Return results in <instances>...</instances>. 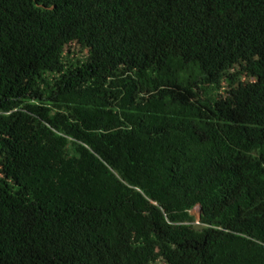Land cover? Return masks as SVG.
I'll return each instance as SVG.
<instances>
[{
	"label": "trees",
	"instance_id": "16d2710c",
	"mask_svg": "<svg viewBox=\"0 0 264 264\" xmlns=\"http://www.w3.org/2000/svg\"><path fill=\"white\" fill-rule=\"evenodd\" d=\"M159 262L264 264V0H0V264Z\"/></svg>",
	"mask_w": 264,
	"mask_h": 264
},
{
	"label": "rangeland",
	"instance_id": "374dc122",
	"mask_svg": "<svg viewBox=\"0 0 264 264\" xmlns=\"http://www.w3.org/2000/svg\"><path fill=\"white\" fill-rule=\"evenodd\" d=\"M70 49L72 50L70 53L72 54L73 53V51H76V53L80 56V54H81V50H80V48L78 47V46H76V45H71L70 46ZM72 56H74V55H72ZM194 216H198L199 215V207H196L194 210H192V212H191ZM198 218V217H197ZM158 264H165L164 262H159Z\"/></svg>",
	"mask_w": 264,
	"mask_h": 264
},
{
	"label": "clouds",
	"instance_id": "9594fccd",
	"mask_svg": "<svg viewBox=\"0 0 264 264\" xmlns=\"http://www.w3.org/2000/svg\"><path fill=\"white\" fill-rule=\"evenodd\" d=\"M200 206H201V205H198V206H196V207H199V214H200V217H201ZM196 207H195V208H196ZM195 208H194V209H195ZM201 209H202V207H201ZM197 217H198V218H197ZM197 217H196V218H197V222H199V219H200L199 215H198Z\"/></svg>",
	"mask_w": 264,
	"mask_h": 264
},
{
	"label": "water",
	"instance_id": "95a60500",
	"mask_svg": "<svg viewBox=\"0 0 264 264\" xmlns=\"http://www.w3.org/2000/svg\"><path fill=\"white\" fill-rule=\"evenodd\" d=\"M200 210H201V206H200ZM199 217H200V214H199Z\"/></svg>",
	"mask_w": 264,
	"mask_h": 264
}]
</instances>
